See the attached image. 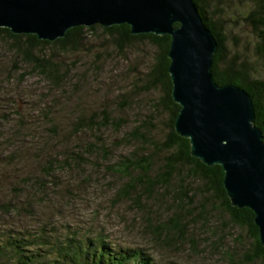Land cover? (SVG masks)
<instances>
[{
  "label": "rangeland",
  "instance_id": "obj_1",
  "mask_svg": "<svg viewBox=\"0 0 264 264\" xmlns=\"http://www.w3.org/2000/svg\"><path fill=\"white\" fill-rule=\"evenodd\" d=\"M238 7L245 14V8ZM238 27L237 33L248 32ZM154 55L145 44L118 51L104 44L99 31L88 35L80 53L57 56L70 73L64 87L54 88L31 71L11 42L0 38V234L43 229L62 235L102 233L116 245L147 249L160 264L242 261L251 247L247 232L216 210L189 217L184 246L177 242L164 247L149 227L172 216V199L144 197L138 203L146 205L143 210L134 200H117L126 179L109 168L137 148L122 138L156 118L157 92H142L138 82ZM42 56L48 59L50 52L44 50ZM104 111L121 128L95 131L77 125L81 118H101ZM157 119L148 127L155 139L163 135L166 121L164 116ZM101 144V152L94 149Z\"/></svg>",
  "mask_w": 264,
  "mask_h": 264
},
{
  "label": "trees",
  "instance_id": "obj_2",
  "mask_svg": "<svg viewBox=\"0 0 264 264\" xmlns=\"http://www.w3.org/2000/svg\"><path fill=\"white\" fill-rule=\"evenodd\" d=\"M193 1L218 43L212 67L215 83L239 87L250 95L256 114L255 126L261 130L264 141V0ZM238 6L245 8V14L239 12ZM238 26L248 29V32L244 35L237 33ZM130 30L128 25L76 27L63 39L49 42L38 40L35 35H13L8 29H0V38L11 42L12 49L25 60L31 71L39 72L54 88L64 87L70 73L65 63L58 62L57 56L80 53L87 45L88 35L96 36L100 31L104 44L110 43V47L121 52L142 44L152 47L155 50L152 63L138 82L142 92H157L158 99L153 104L156 118L152 116L150 119L155 123L157 118L164 116L165 130L161 138L155 139L151 136L152 130L148 129L152 127L149 120L122 138V142L136 143L137 148L130 157L109 168L113 174L126 179L124 186L117 191L118 202L134 200L138 204L144 197L169 196L175 212L161 225H149L156 243L164 247L177 242L184 246L186 243L182 241L188 240L189 217L202 216L207 209L216 210L226 215L234 227L245 230L251 240V247L244 253L242 261L229 260V264H264V247L254 222V213L247 208L232 206L224 188L223 168L219 165L209 167L193 157L189 140L175 131V121L181 108L172 99L168 58L171 38L153 34L132 35ZM44 50L50 52L48 59L42 56ZM135 86H138L137 82ZM82 124L95 131L113 125L121 128L120 123L105 111L101 118L79 119L77 125ZM103 147L101 144L94 149L99 148L101 152ZM51 174L48 172L47 176ZM145 207L138 204L139 210ZM190 248L196 250L192 243ZM0 264L160 263L147 249L116 245L102 233L69 231L62 235L55 230L43 229L1 233Z\"/></svg>",
  "mask_w": 264,
  "mask_h": 264
},
{
  "label": "water",
  "instance_id": "obj_3",
  "mask_svg": "<svg viewBox=\"0 0 264 264\" xmlns=\"http://www.w3.org/2000/svg\"><path fill=\"white\" fill-rule=\"evenodd\" d=\"M128 25L132 35L171 38L176 133L203 164L223 168L233 207L250 209L264 247V141L252 98L212 75L218 43L193 0H0V29L55 42L76 27ZM178 25V26H176Z\"/></svg>",
  "mask_w": 264,
  "mask_h": 264
}]
</instances>
